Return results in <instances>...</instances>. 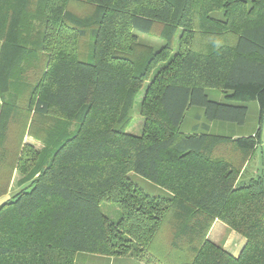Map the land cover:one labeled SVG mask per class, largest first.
<instances>
[{"label": "trees", "instance_id": "1", "mask_svg": "<svg viewBox=\"0 0 264 264\" xmlns=\"http://www.w3.org/2000/svg\"><path fill=\"white\" fill-rule=\"evenodd\" d=\"M160 27L159 50L136 42V32ZM0 42V72L10 61L6 90L23 101L0 106V198L21 175L0 205V264H74L79 253L138 264H264V174L241 179L261 128L210 133L216 121L244 125L249 108L206 92L257 102L262 124L264 0H0ZM142 90L144 122L134 135L128 114ZM190 107L204 108L208 123L182 132ZM31 113L75 120V128L48 120L44 148L19 151L4 134ZM132 172L165 195L147 194ZM102 202L120 211L116 222ZM216 220L246 239L238 257L208 239Z\"/></svg>", "mask_w": 264, "mask_h": 264}, {"label": "rangeland", "instance_id": "2", "mask_svg": "<svg viewBox=\"0 0 264 264\" xmlns=\"http://www.w3.org/2000/svg\"><path fill=\"white\" fill-rule=\"evenodd\" d=\"M70 9L77 14H88V13L90 14L91 13L90 7L79 6L76 4L71 5ZM163 31L164 30L162 29V27H160L157 29L155 34H152V35H146V34L136 32L135 33L137 35L136 42L142 47L149 48L153 51H157L160 48H162L166 43V40L161 36ZM86 32H87V35L85 39L80 42L79 50L84 53H89L90 47L92 44L91 30L87 29ZM0 45H1V42H0ZM5 57H4L5 62L7 63L4 65L3 70L0 72V87H1L0 106L4 105L6 101L12 100L13 105H16V103H18L20 104V107L22 108L23 106L21 103H23V101L18 100V96H21V95H12V94L10 95L9 91L6 90L9 88L6 71L10 67L9 65L10 61L8 60V56H5ZM206 92H207V96L212 101L221 102L224 104L247 105L249 108V113H248L246 123L242 126L219 122V121L208 123L205 117L204 108L190 107L187 111L185 121L181 125V131L191 132L196 127L200 128L204 124L208 123L210 124V127H211L210 133L215 134V135L249 136L251 134L254 135L256 130L260 127L261 128V138L257 143L256 149L251 154H249V156L247 157V160H246L247 162L244 168L242 169L243 175L241 179L248 180L249 178L253 176H257L258 174H264V137H262V135L264 136V119H263L262 124L259 125V106L257 102L252 101V102L245 104V103H241L238 101H234L228 98L226 93L216 90V89H207ZM26 97L27 96L25 95L23 99H25ZM143 97L144 95H143V90H142V92H140V94L137 95V98L135 99V104L132 107H130V111H129L130 113L128 114L129 119H131V125L127 128V132L134 134V135H140L142 132V126H143L144 119L141 114V103H142ZM14 100H16V103ZM20 116H23V114L21 113ZM48 120L57 121V122L58 121L65 122L66 124H70L71 129H74L75 124H76L75 120H71V119L64 120L62 118H58L57 116H54V118L47 119V118H43L40 116L34 117V114L31 113V117L28 120L27 124L18 125L17 123H12L9 126V129H7L4 134V136L6 137L7 143L8 144L10 143V145L13 148L15 149L17 148L19 149V151H22L23 147L28 146V145H31L37 152L41 151L44 148V144L39 139V137L42 136V133H44V130L42 129V127L46 125L45 123L49 122ZM32 121H33V124L31 126L30 124L32 123ZM20 177H21L20 173L18 171H15L13 179H12V183H13V180L15 178L14 186L11 189V186H12V183H11V186H10L11 190L9 189L8 193L4 196H7L9 194L11 197L14 194L13 192L18 188V181H19L18 179ZM128 177H129L130 182L142 188L147 194L154 195V196L165 195V191L162 188H160L153 182L149 181L148 179H146L145 177L137 173L132 172L128 175ZM4 196H2L0 199H2ZM101 209L106 216H108L115 222L120 218V211L110 202H102ZM74 264H138V262L134 258H112V257L101 256V255H96V254L79 253L77 254L75 258Z\"/></svg>", "mask_w": 264, "mask_h": 264}, {"label": "crops", "instance_id": "3", "mask_svg": "<svg viewBox=\"0 0 264 264\" xmlns=\"http://www.w3.org/2000/svg\"><path fill=\"white\" fill-rule=\"evenodd\" d=\"M239 136L242 135H236V137ZM262 137L264 136L262 135ZM14 181L15 178L13 180L11 189L14 186ZM18 189L19 187L13 193H15ZM9 198L10 195L8 194L7 196H4L2 199H0V205ZM208 239L211 242L223 247L225 250L230 251L235 257H238L240 255L242 249L246 244L245 238L239 236L235 231H232L227 225H225L223 222L219 220H216L215 223L213 224L209 232Z\"/></svg>", "mask_w": 264, "mask_h": 264}]
</instances>
